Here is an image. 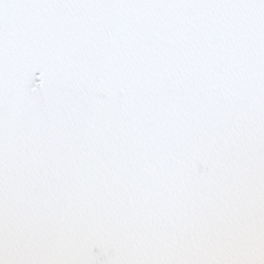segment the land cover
<instances>
[{
  "label": "snow or ice",
  "instance_id": "6c2138e0",
  "mask_svg": "<svg viewBox=\"0 0 264 264\" xmlns=\"http://www.w3.org/2000/svg\"><path fill=\"white\" fill-rule=\"evenodd\" d=\"M0 264H264V0H0Z\"/></svg>",
  "mask_w": 264,
  "mask_h": 264
}]
</instances>
